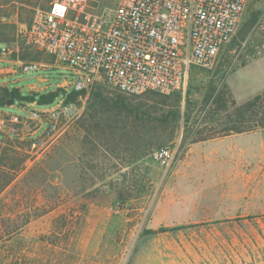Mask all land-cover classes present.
I'll return each mask as SVG.
<instances>
[{
  "label": "rangeland",
  "instance_id": "1",
  "mask_svg": "<svg viewBox=\"0 0 264 264\" xmlns=\"http://www.w3.org/2000/svg\"><path fill=\"white\" fill-rule=\"evenodd\" d=\"M117 1L92 7L101 11ZM44 6V0H0V33L8 40L0 48L10 57L41 61L45 53L26 44L22 31ZM254 13L258 19L246 29ZM262 19L264 0H248L240 26L211 69H192L171 98L130 96L148 111L144 120L120 115L113 123L95 116L93 93H119L100 84L82 94L81 116L45 151L31 153L26 142L0 136V166L7 167H1L6 173L0 180H12L0 200L10 225L28 219L19 240H52L30 253H9L7 263L26 257L60 264L71 252L58 248L54 237L80 216L77 264H264V129L224 135V113L209 115L222 90L236 104L264 90L258 92L264 84ZM44 76L52 87L61 77L71 79L68 71ZM177 95L178 120L160 123ZM163 147L173 151L167 167L153 157Z\"/></svg>",
  "mask_w": 264,
  "mask_h": 264
},
{
  "label": "built area",
  "instance_id": "2",
  "mask_svg": "<svg viewBox=\"0 0 264 264\" xmlns=\"http://www.w3.org/2000/svg\"><path fill=\"white\" fill-rule=\"evenodd\" d=\"M99 0H44L22 31L26 44L67 68L49 105L26 103L20 113L0 108V136L45 151L82 114V94L107 85L127 96L168 95L185 87L192 68L211 69L240 26L248 0H118L95 11ZM264 31V19L259 23ZM4 53L5 48L1 49ZM37 62H20L21 73ZM70 92L80 95L67 100ZM11 107L12 105H7ZM162 167L173 151L153 155Z\"/></svg>",
  "mask_w": 264,
  "mask_h": 264
},
{
  "label": "trees",
  "instance_id": "3",
  "mask_svg": "<svg viewBox=\"0 0 264 264\" xmlns=\"http://www.w3.org/2000/svg\"><path fill=\"white\" fill-rule=\"evenodd\" d=\"M258 14L254 13L252 17H250L246 23V29H249L258 19ZM6 35L0 33V44H5L8 40L5 38ZM1 54V48H0ZM194 69V68H192ZM191 69V70H192ZM191 73V71H190ZM214 92L212 89L209 92L208 97L204 100L205 103L211 99V96ZM60 93H64L61 89H56L53 92L48 93H21L18 89L14 88H6L0 86V107L7 106V104L14 105L16 103L24 104V103H32L35 102L39 106L49 105L52 104L57 98ZM146 93H154L155 95L163 98H171L170 95H162L157 92H146ZM80 93L78 92H70L67 95V100L75 101L77 100ZM228 95L227 91H221L217 93L216 98L212 100V109L209 111V115H219L220 113H224L225 120H224V135L229 134H240L250 131H257L259 129H264V90L260 93L252 97L251 99L242 102L240 104H236L234 101L229 102V99L226 97ZM136 97V96H133ZM180 101L181 95H177L174 99V104L170 106L169 112L166 114V118L164 121L159 120V122L167 124L169 120L176 121L180 115ZM188 101V97L186 98ZM230 104V106L228 105ZM91 105L94 107V114L95 116L101 115L100 120L102 117H106V121L113 122L118 121L120 115H128V116H135L139 120H144L149 117L148 111L142 109V107L134 102L130 96L116 93L113 96H105L101 93H93L91 99ZM246 123H249V126H245ZM251 124V125H250ZM110 125V123H109ZM211 136L210 138H213ZM208 138L199 139L200 141L206 140ZM198 140V141H199ZM7 168L6 166H0V179L1 177H5V171L1 168ZM14 169V168H9ZM12 180H0V193H2L11 183ZM6 205L3 204V200H0V224L4 227L3 230L0 228V242L2 245L0 246V250L6 257L0 258V264H8V254L13 253L20 255L24 250L31 249L30 252L33 251L34 245L48 243L50 238L40 239L38 236H34V240L26 241L19 240L18 237L20 235H24L27 231L23 230L27 224H30V221L23 223H18L17 225H10L13 221L10 220V216L6 213ZM81 217L79 216L78 221L75 223V226H71L69 228H64L62 231L58 232L59 236L55 235L54 240L56 246L60 249H63L65 252L70 251L69 254H64L61 257L60 264H77L79 259L78 254L75 252L76 242H77V235L79 228L81 226ZM74 223V222H73ZM74 225V224H72ZM180 228L176 227L172 230H178ZM165 231V230H161ZM13 241L14 244H8L10 241ZM31 242V244L29 243ZM24 255V254H23ZM22 255V257H24ZM12 264H39L38 262H29V260L20 259L18 261L13 262Z\"/></svg>",
  "mask_w": 264,
  "mask_h": 264
},
{
  "label": "crops",
  "instance_id": "4",
  "mask_svg": "<svg viewBox=\"0 0 264 264\" xmlns=\"http://www.w3.org/2000/svg\"><path fill=\"white\" fill-rule=\"evenodd\" d=\"M28 26V25H27ZM25 26V27H27ZM23 27V29L25 28ZM2 49V48H1ZM46 54V53H45ZM42 56L41 61L37 62L41 68L37 72L21 73L19 70L20 60L15 57L9 56L8 52H2L0 54V86L6 88L18 89L21 93H48L56 90L58 84L54 87L52 84L47 83V78L44 74L53 75V77H59L64 71H68L67 68L57 63L51 56ZM59 80V79H58ZM62 80V77H61ZM264 89V84L260 86V90ZM24 104H14L9 107L14 112L20 113L26 106Z\"/></svg>",
  "mask_w": 264,
  "mask_h": 264
},
{
  "label": "water",
  "instance_id": "5",
  "mask_svg": "<svg viewBox=\"0 0 264 264\" xmlns=\"http://www.w3.org/2000/svg\"><path fill=\"white\" fill-rule=\"evenodd\" d=\"M7 105H9V103Z\"/></svg>",
  "mask_w": 264,
  "mask_h": 264
}]
</instances>
